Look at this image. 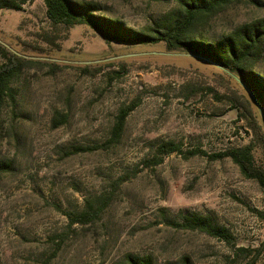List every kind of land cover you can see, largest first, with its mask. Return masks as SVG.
I'll use <instances>...</instances> for the list:
<instances>
[{"label":"rangeland","instance_id":"1","mask_svg":"<svg viewBox=\"0 0 264 264\" xmlns=\"http://www.w3.org/2000/svg\"><path fill=\"white\" fill-rule=\"evenodd\" d=\"M92 1L97 13L134 29L158 26L176 3ZM255 1L234 2L203 31L220 35L264 17V0ZM22 7L0 9V43L33 60L12 81L15 104L7 100L0 114V162L7 164L0 171V264H126L129 253L149 255L153 264H180L184 256L191 264H235L231 245L173 226L181 210L212 214L236 245L264 241V186L230 157L207 156L251 143L264 171V127L260 119H238L248 111L234 79L164 42L107 43L86 24L54 26L43 0ZM255 68L264 76V51ZM130 106L112 141L120 110ZM170 140L182 153L153 164L159 143ZM192 149L207 154L188 155ZM106 195L96 219L70 222L69 213ZM256 264H264V252Z\"/></svg>","mask_w":264,"mask_h":264},{"label":"trees","instance_id":"2","mask_svg":"<svg viewBox=\"0 0 264 264\" xmlns=\"http://www.w3.org/2000/svg\"><path fill=\"white\" fill-rule=\"evenodd\" d=\"M175 6L168 12L158 26H143L134 29L122 20L110 18L97 13L100 7L92 0H43L45 15L54 26L63 25L71 27L77 24H86L91 29L103 36L107 43L113 40L124 43H155L164 42L168 50L184 48L193 54L203 56L212 63L221 67L227 75L234 79L244 92L243 97L247 105L248 114L238 111V119L253 118L256 122L260 119L264 127V76L256 71V63L264 51V17L243 23L230 32L209 36L204 32L208 20L219 12L225 10L238 0H175ZM254 2H257L253 0ZM26 0H0V9L22 10ZM48 42L53 38L46 36ZM0 114L7 100L15 104L16 91L12 81L19 74L21 67L31 58L14 53L6 45L0 43ZM49 64L54 62L45 61ZM87 71L88 65L81 67ZM236 76L239 80H237ZM253 94L260 109L243 85ZM207 90L212 91L210 87ZM219 94V93H218ZM221 96H225L221 94ZM132 106L121 109L113 126L112 141L121 135L126 116ZM241 112V113H240ZM65 115L56 120L54 126L66 122ZM178 152L182 153L179 143L163 141L156 148L153 164L162 162L165 155ZM207 154L200 149L187 151L188 155ZM187 156V155H186ZM211 159L230 157L239 167L243 176L256 179L264 186V171L255 166L253 145L229 147L225 150L207 154ZM150 162V160H149ZM7 168V164L0 162V171ZM110 195L100 199L99 204L87 200L86 209L78 213H69L70 222L87 223L97 218L107 206ZM176 228L198 230L215 237L233 247V262L235 264H256L264 252V241L258 247L250 245H236L233 234L225 225L216 221L212 214L197 211L181 210L179 215L171 221ZM255 253L252 255V253ZM252 255V257H250ZM126 264H153L149 255L127 254ZM180 264H191L190 259L184 256Z\"/></svg>","mask_w":264,"mask_h":264},{"label":"water","instance_id":"3","mask_svg":"<svg viewBox=\"0 0 264 264\" xmlns=\"http://www.w3.org/2000/svg\"><path fill=\"white\" fill-rule=\"evenodd\" d=\"M7 46V45H6ZM8 47V46H7ZM115 57H117V56H115ZM115 57H111V58H115ZM47 59H49V60H54V59H52V58H48V57H46ZM97 61H99V60H97ZM97 61H85L86 63H89V62H97ZM215 64V63H214ZM215 65H217V64H215ZM218 67H221V66H219V65H217ZM237 80H239L236 76H234ZM240 81V80H239ZM243 85V84H242ZM244 86V88L247 90V92L251 95V97H252V99L255 101V103H256V105L258 106V108L260 109V111H261V108H260V106H259V104H258V102L255 100V97L253 96V94L245 87V85H243ZM261 115H262V117H263V119H264V113L261 111Z\"/></svg>","mask_w":264,"mask_h":264}]
</instances>
